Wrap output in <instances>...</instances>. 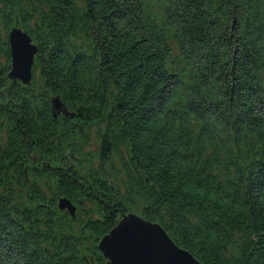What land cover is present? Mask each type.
I'll return each mask as SVG.
<instances>
[{"label":"trees","instance_id":"16d2710c","mask_svg":"<svg viewBox=\"0 0 264 264\" xmlns=\"http://www.w3.org/2000/svg\"><path fill=\"white\" fill-rule=\"evenodd\" d=\"M129 212L203 264H264V0H0V264H106Z\"/></svg>","mask_w":264,"mask_h":264},{"label":"water","instance_id":"95a60500","mask_svg":"<svg viewBox=\"0 0 264 264\" xmlns=\"http://www.w3.org/2000/svg\"><path fill=\"white\" fill-rule=\"evenodd\" d=\"M8 42L11 55L9 79L30 83L37 46L20 27L9 30ZM52 103L54 110L64 111L58 97L53 98ZM58 207L75 215L76 206L66 197L58 199ZM97 247L107 259L106 264H203L174 243L159 223L134 212L124 213L99 239Z\"/></svg>","mask_w":264,"mask_h":264}]
</instances>
